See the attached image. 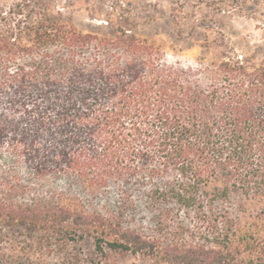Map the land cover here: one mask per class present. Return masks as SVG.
<instances>
[{
	"label": "trees",
	"instance_id": "16d2710c",
	"mask_svg": "<svg viewBox=\"0 0 264 264\" xmlns=\"http://www.w3.org/2000/svg\"><path fill=\"white\" fill-rule=\"evenodd\" d=\"M118 23L83 32L47 0L0 7V151L11 160L0 223L42 226L61 244L88 232L101 253L165 264H264V65L223 36L218 60L170 64ZM58 174L68 192L51 189ZM111 182L126 209L142 191L152 232L117 227L69 189L94 196ZM37 253L2 262L39 264Z\"/></svg>",
	"mask_w": 264,
	"mask_h": 264
},
{
	"label": "rangeland",
	"instance_id": "374dc122",
	"mask_svg": "<svg viewBox=\"0 0 264 264\" xmlns=\"http://www.w3.org/2000/svg\"><path fill=\"white\" fill-rule=\"evenodd\" d=\"M15 0H0V7H8ZM51 8L66 21L71 20L78 30L110 35L112 27L121 24L128 32L147 38L161 48L170 64L196 67L199 60L216 61L219 50L226 43L240 56L253 54V62L264 65V4L248 0H228L223 7L220 0H47ZM204 39L207 41H204ZM206 42V43H205ZM209 45V51L205 45ZM11 165L10 157L0 151V171ZM16 171L23 181H31L27 170ZM52 190L68 192V177L58 174L48 178ZM34 186V184H32ZM87 208L112 219L117 227L131 226L144 232L155 228L144 208L142 191L132 190L133 208H127L122 192L111 182L103 192L88 196L77 185L69 187ZM40 191V187L35 192ZM43 234L48 238L43 249L30 248ZM42 226L19 227L0 223V257L37 253L39 264H165L157 258L134 255L123 249H112L104 244V252L96 250L92 235L72 236L61 244ZM21 246L24 249L18 248ZM29 249V251H28ZM18 264V263H13ZM21 264H31L25 261Z\"/></svg>",
	"mask_w": 264,
	"mask_h": 264
}]
</instances>
